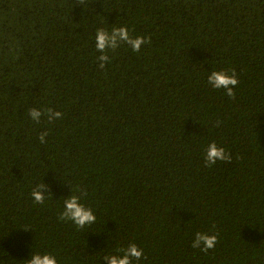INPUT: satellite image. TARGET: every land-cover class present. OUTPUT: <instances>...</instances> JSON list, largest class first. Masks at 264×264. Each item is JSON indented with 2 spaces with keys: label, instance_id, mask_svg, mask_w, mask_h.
I'll return each instance as SVG.
<instances>
[{
  "label": "trees",
  "instance_id": "trees-1",
  "mask_svg": "<svg viewBox=\"0 0 264 264\" xmlns=\"http://www.w3.org/2000/svg\"><path fill=\"white\" fill-rule=\"evenodd\" d=\"M119 26L150 43L100 69L96 30ZM213 70H235L234 98ZM211 141L230 163L205 166ZM77 189L82 229L58 219ZM129 243L133 264H264V0H0V264H107Z\"/></svg>",
  "mask_w": 264,
  "mask_h": 264
},
{
  "label": "clouds",
  "instance_id": "clouds-1",
  "mask_svg": "<svg viewBox=\"0 0 264 264\" xmlns=\"http://www.w3.org/2000/svg\"><path fill=\"white\" fill-rule=\"evenodd\" d=\"M150 43V37L131 36L126 26L112 27L111 31L104 28H98L95 33V48L100 53L96 57L99 62L98 67L103 69L105 64L110 62L108 55L109 51H115L122 44H126L133 52H139L143 45ZM228 71H211L207 76V82L213 89H223L224 94L229 98H234L236 93L234 88L238 85L239 80L235 70ZM29 117L36 122L40 123L42 117H46L49 123L54 120L62 118L63 113L54 111L51 107L47 108H30L28 109ZM221 122L217 121L214 127H218ZM48 135L47 131L41 132L38 135L40 142L46 143L45 136ZM205 166L211 167L217 161L230 163L232 155L225 150L224 147L217 146L215 141H211L204 153ZM80 195L71 194L64 199L63 210L59 213L58 219L63 222L71 221L77 229H82L86 225H92L96 222V216L91 208L86 207L80 202L81 196L86 195L85 190L77 189ZM48 194V189L45 184L41 183L36 185L31 192L33 200L37 204H44L45 194ZM217 244V235L208 234L204 232H196L192 240L191 247L199 249L201 252L207 253L213 249ZM142 259H147L142 248L138 247L135 243H129L126 247L116 249V254H109L103 257L107 264H133V261L139 262ZM26 264H57L55 255L49 253H34L26 260Z\"/></svg>",
  "mask_w": 264,
  "mask_h": 264
}]
</instances>
